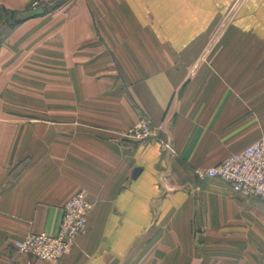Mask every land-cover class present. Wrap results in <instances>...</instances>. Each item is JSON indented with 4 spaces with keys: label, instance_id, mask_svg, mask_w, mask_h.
I'll return each mask as SVG.
<instances>
[{
    "label": "crops",
    "instance_id": "1",
    "mask_svg": "<svg viewBox=\"0 0 264 264\" xmlns=\"http://www.w3.org/2000/svg\"><path fill=\"white\" fill-rule=\"evenodd\" d=\"M0 6L49 8L0 42V264H264V202L197 174L264 142V0ZM141 117L156 136L128 132ZM78 190L67 254L16 251Z\"/></svg>",
    "mask_w": 264,
    "mask_h": 264
},
{
    "label": "built area",
    "instance_id": "2",
    "mask_svg": "<svg viewBox=\"0 0 264 264\" xmlns=\"http://www.w3.org/2000/svg\"><path fill=\"white\" fill-rule=\"evenodd\" d=\"M128 132L137 140L157 135L150 121L144 117L138 119ZM161 142L167 151H172L168 141ZM197 174L201 177L219 178L243 197L257 198L264 202V142L255 141L206 170L197 171ZM91 208L92 203L85 192L78 190L63 204L59 225L54 234L44 231L29 232L14 241V248L33 259L59 260L70 251L76 237L85 231Z\"/></svg>",
    "mask_w": 264,
    "mask_h": 264
},
{
    "label": "trees",
    "instance_id": "3",
    "mask_svg": "<svg viewBox=\"0 0 264 264\" xmlns=\"http://www.w3.org/2000/svg\"><path fill=\"white\" fill-rule=\"evenodd\" d=\"M43 9L45 12L49 10V8L45 6ZM18 15V13L0 6V42L3 36L11 30L13 26L21 22L18 19Z\"/></svg>",
    "mask_w": 264,
    "mask_h": 264
},
{
    "label": "water",
    "instance_id": "4",
    "mask_svg": "<svg viewBox=\"0 0 264 264\" xmlns=\"http://www.w3.org/2000/svg\"><path fill=\"white\" fill-rule=\"evenodd\" d=\"M44 13V9L42 7H35L33 9H30L28 11L22 12L18 15V19L20 21L35 17L37 15H41ZM139 170V168H134L133 170V175H135L137 173V171Z\"/></svg>",
    "mask_w": 264,
    "mask_h": 264
},
{
    "label": "rangeland",
    "instance_id": "5",
    "mask_svg": "<svg viewBox=\"0 0 264 264\" xmlns=\"http://www.w3.org/2000/svg\"><path fill=\"white\" fill-rule=\"evenodd\" d=\"M219 23V21L216 23V25ZM215 25V26H216ZM14 27V26H13ZM12 29V28H11ZM209 37H210V35H209ZM30 90L31 91H36V87L34 86V85H31V87H30ZM14 119H18V120H23V121H29V120H27V117H24V119H23V117H21V116H19V117H15Z\"/></svg>",
    "mask_w": 264,
    "mask_h": 264
}]
</instances>
